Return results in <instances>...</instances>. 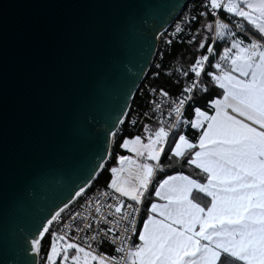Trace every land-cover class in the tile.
I'll use <instances>...</instances> for the list:
<instances>
[{
	"label": "snow or ice",
	"instance_id": "1",
	"mask_svg": "<svg viewBox=\"0 0 264 264\" xmlns=\"http://www.w3.org/2000/svg\"><path fill=\"white\" fill-rule=\"evenodd\" d=\"M93 3L116 9L118 19H64L22 38L11 119L0 61V208L31 197L19 170L61 148L62 122L76 110L89 75L101 69L111 31L137 27L136 0ZM191 3L173 33L156 30L168 48L184 45L190 61L174 69L163 59L156 65L143 89L145 111L136 120L131 109L121 112L124 119L106 131L113 166H96L110 173L106 190L82 205L95 185H79L34 223L23 239L25 252L39 260L29 264H264V0ZM155 113L161 118L154 130L138 124ZM117 124L121 132L139 126L143 135H118ZM165 164L194 175L168 174ZM105 245L111 253L99 251Z\"/></svg>",
	"mask_w": 264,
	"mask_h": 264
},
{
	"label": "water",
	"instance_id": "2",
	"mask_svg": "<svg viewBox=\"0 0 264 264\" xmlns=\"http://www.w3.org/2000/svg\"><path fill=\"white\" fill-rule=\"evenodd\" d=\"M190 0H136L137 27L117 25L105 39L101 69L89 75L77 92L74 113L65 116L60 130L61 148L47 162L19 170L31 197L13 208H0V264L38 261L24 242L34 223L66 199L73 189H87L109 156L112 139L106 135L112 123L124 119L136 89L156 52V30H166ZM95 14L115 22L119 13L93 0H0V61L6 67L9 116L18 82L22 38L38 26L60 20H77ZM148 23H140V19ZM120 124L116 125L117 131ZM24 229L20 232L18 229Z\"/></svg>",
	"mask_w": 264,
	"mask_h": 264
},
{
	"label": "built area",
	"instance_id": "3",
	"mask_svg": "<svg viewBox=\"0 0 264 264\" xmlns=\"http://www.w3.org/2000/svg\"><path fill=\"white\" fill-rule=\"evenodd\" d=\"M191 7H192V3H191V0H190L188 2V4H187V8L190 9ZM185 10H187V9H185ZM182 14L183 13L181 11L179 15H182ZM178 16L176 18H178ZM175 23H176V19L163 32H167L168 34L173 33V31H174L173 25ZM162 41H163V37H158L156 52H155V55H154L153 60L151 62V65L149 67V69H151L152 71L149 74H147L148 71L146 72L144 78L141 80L138 88L136 89V92H135V95H134V96H136V101H135L134 105L130 108L132 110V112H133V114L131 116V119L132 120H136L137 119V115H136L137 113H142L143 111H145V108H144V98H143V89H145L148 86V84L150 83L149 81L153 79L152 72L156 70V65L161 63V59H163L164 63L167 64V65H169L171 69H174L176 67H179V65L175 64L174 60L170 56L173 46L171 48H168ZM176 44H180V43L177 41ZM147 75H148V78L146 79ZM157 99H159V97H157ZM162 110H163V119L166 121L167 118H168L167 117V103L166 102L162 104ZM128 111H127V113H128ZM160 118H161V113H155L154 116H153V118H151V119L145 118L143 116H140L139 121H138V124L139 123H144V124H147L148 126H152V127L156 128V127L159 126V124L156 123V121H158ZM128 129L134 130V131H141L142 130V128L139 127V126L136 127V128L129 127ZM97 190L98 189H95V190H92L91 189V191H88L87 197L81 199L80 200V204H82V205L85 204V201L88 199V197L94 196L96 194ZM99 190L100 191H105L106 189H99ZM107 203H112V201L109 199L107 201ZM73 207H74L75 210H78L80 212H83L84 211V209L83 208H80L78 205H75L74 204ZM91 207L93 209L95 208L94 202L91 204ZM103 211L106 213L108 211V209L105 208ZM72 234H74V233H70V235H72ZM99 251L100 252L111 253L112 249H111V247L109 245H105L104 247L100 248ZM38 260H39V258H38Z\"/></svg>",
	"mask_w": 264,
	"mask_h": 264
},
{
	"label": "trees",
	"instance_id": "4",
	"mask_svg": "<svg viewBox=\"0 0 264 264\" xmlns=\"http://www.w3.org/2000/svg\"><path fill=\"white\" fill-rule=\"evenodd\" d=\"M217 48L219 49L220 48V45L217 44ZM171 58L175 57L174 62L175 64L177 65H181V64H187L190 59H191V56L189 54V52L186 50L185 46L184 45H181V44H174L173 47H172V51H171V54H170ZM151 69L148 70L147 74L151 73ZM148 78V75L146 77V79ZM151 81V80H150ZM149 81V82H150ZM161 83H163V80L160 81ZM136 101V96H134L132 102H131V105L129 107L128 110H130V108L134 105ZM127 114V113H126ZM186 115H190V113H186ZM123 126L120 125L117 129V134L118 135H127L128 133H131V134H140L142 132L141 131H134V130H130V129H127L126 132H121V128ZM154 130V129H153ZM113 151V147L111 145V149H110V153H112ZM121 152H123V154L125 155H128L125 151H123L122 149L120 150ZM108 161H106L104 163L105 165V168H110L112 165L111 163V157L110 155L108 156ZM165 170L168 174H171L172 172H184L185 174H193L192 173V170L189 169V168H180V167H175V168H168L167 167V164H165ZM103 173V174H102ZM194 175V174H193ZM164 176L163 173H158L157 176H156V179H162ZM110 177V173H108L107 171H105L104 169H101V171L98 173V175L95 177V179L92 181L91 185H95V186H92L91 189L92 190H95V189H104L102 187V185L105 183V181ZM143 215V213H142Z\"/></svg>",
	"mask_w": 264,
	"mask_h": 264
},
{
	"label": "crops",
	"instance_id": "5",
	"mask_svg": "<svg viewBox=\"0 0 264 264\" xmlns=\"http://www.w3.org/2000/svg\"><path fill=\"white\" fill-rule=\"evenodd\" d=\"M150 129H155L154 127L152 126H148ZM141 135H143V129H142V132L140 133ZM123 150V149H122ZM124 151V150H123Z\"/></svg>",
	"mask_w": 264,
	"mask_h": 264
},
{
	"label": "rangeland",
	"instance_id": "6",
	"mask_svg": "<svg viewBox=\"0 0 264 264\" xmlns=\"http://www.w3.org/2000/svg\"><path fill=\"white\" fill-rule=\"evenodd\" d=\"M127 153V152H126ZM128 155H131L130 153H127ZM108 159V158H107ZM106 161H108V160H106Z\"/></svg>",
	"mask_w": 264,
	"mask_h": 264
}]
</instances>
